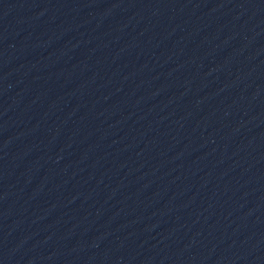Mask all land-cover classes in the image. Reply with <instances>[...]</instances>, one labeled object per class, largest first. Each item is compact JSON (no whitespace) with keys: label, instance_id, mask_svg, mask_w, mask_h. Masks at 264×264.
Wrapping results in <instances>:
<instances>
[{"label":"water","instance_id":"95a60500","mask_svg":"<svg viewBox=\"0 0 264 264\" xmlns=\"http://www.w3.org/2000/svg\"><path fill=\"white\" fill-rule=\"evenodd\" d=\"M0 264H264V0H0Z\"/></svg>","mask_w":264,"mask_h":264}]
</instances>
